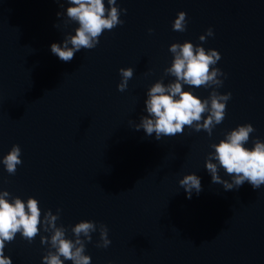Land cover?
Wrapping results in <instances>:
<instances>
[{
  "label": "water",
  "instance_id": "1",
  "mask_svg": "<svg viewBox=\"0 0 264 264\" xmlns=\"http://www.w3.org/2000/svg\"><path fill=\"white\" fill-rule=\"evenodd\" d=\"M116 3L127 10L123 24L63 62L50 46L79 27L66 15L68 0H0V191L10 200L37 199L41 221L59 209L56 225L69 239L75 224L95 222L91 242L85 240L91 264H264V185L225 191L205 166L210 145L239 125L255 129L245 147L264 142V0ZM181 11L184 32L172 27ZM209 28L214 35L200 41ZM185 41L217 50L221 59L212 67L226 75L220 87L183 90L202 100L213 90L231 98L211 137L185 126L158 141L135 125L147 115L149 88L175 80L164 71L174 59L169 47ZM128 67L134 74L120 92L119 69ZM13 145L22 163L10 175L2 160ZM193 173L202 191L189 199L179 180ZM218 174L231 181L223 168ZM100 224L108 228L107 248L96 246ZM38 227L31 243L19 232L6 242L13 264H43L54 251L41 243L52 233Z\"/></svg>",
  "mask_w": 264,
  "mask_h": 264
},
{
  "label": "clouds",
  "instance_id": "2",
  "mask_svg": "<svg viewBox=\"0 0 264 264\" xmlns=\"http://www.w3.org/2000/svg\"><path fill=\"white\" fill-rule=\"evenodd\" d=\"M68 3L66 15L70 21L77 22L79 27L75 29L74 35H66L62 44L52 43L50 46L51 53L63 62H70L81 49L95 48L105 30H112L118 24H123L119 19L120 12L127 11L120 9L116 0H107L108 7L104 0H68ZM61 15V12L57 13L58 17ZM186 24V13L181 11L172 27L174 31L184 32ZM149 32H152V29H149ZM213 35V30L209 28L206 35H201L199 39L205 41L206 36ZM169 51L174 55V59L171 66L164 71L174 76L175 80L167 85L157 81L149 88L145 100L147 115L141 117L135 129H143L148 136L155 133V139L158 141L162 136L182 134L185 126L194 128L197 132L203 129L211 137L213 128L225 118L226 102L231 98V93L221 95L213 90L207 99L202 100L192 91L183 90V85L206 88L213 85L222 86L223 81L219 77L226 74L221 69L212 67L221 59V55L215 49L206 51L204 47L194 45L190 41L173 43ZM119 73L122 79L117 88L118 91L124 92L134 70L131 67L120 68ZM204 113H208L206 118L203 117ZM254 131L250 123L239 125L226 133L219 143L210 145L214 152L209 153L205 166L211 175L212 183L221 184L225 191L238 189L245 182L251 184L253 189L264 185V142L255 139L253 147H245L250 133ZM20 156V147L13 145L3 157L2 163L10 175H14L17 165L22 163ZM220 168L231 177V181L221 178L218 174ZM179 185L189 199L193 192L199 194L202 191L201 178L194 173L184 175L179 180ZM9 197L8 191H0V264H13L11 257L4 254L6 242L11 243L19 232L31 243L38 235V225L41 223L44 224L45 232L52 233L50 239L42 236L41 243L49 244L50 249H54L42 257L43 264H64L65 260L72 261V264H91V257L84 254L85 240L91 242V233L97 231L95 222L84 220L75 224L71 228L75 239H69L66 238L67 230L56 225L59 209L56 215H53L51 210L46 211L41 221V209L37 199L29 197L25 202L19 197H13L11 200ZM99 232L100 242L96 246L107 248L111 244L107 226L100 224ZM81 236L84 239H81Z\"/></svg>",
  "mask_w": 264,
  "mask_h": 264
}]
</instances>
